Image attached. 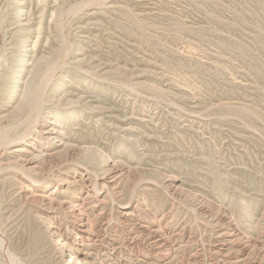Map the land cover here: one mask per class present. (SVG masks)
I'll list each match as a JSON object with an SVG mask.
<instances>
[{
	"label": "rangeland",
	"instance_id": "obj_1",
	"mask_svg": "<svg viewBox=\"0 0 264 264\" xmlns=\"http://www.w3.org/2000/svg\"><path fill=\"white\" fill-rule=\"evenodd\" d=\"M45 122L92 151L45 140L55 157L25 169ZM0 155V264H264V0H0ZM34 179L87 198L93 249Z\"/></svg>",
	"mask_w": 264,
	"mask_h": 264
},
{
	"label": "bare ground",
	"instance_id": "obj_2",
	"mask_svg": "<svg viewBox=\"0 0 264 264\" xmlns=\"http://www.w3.org/2000/svg\"><path fill=\"white\" fill-rule=\"evenodd\" d=\"M42 63H43V61L41 62V60H39L37 63H36V65L38 66V74H39V72H41V70L43 69V66H42ZM51 76V74H49V77ZM48 77V78H49ZM47 78V80L45 79L44 81H43V84H40L38 87L41 89L40 91H38L37 92V94H35V95H33V87H34V85L33 84H31V87L32 88H30V90L28 91V93H26L25 92V94L24 95H26V97H25V99H24V104H22V108L23 109H29V108H31L32 109V112L34 111L33 109H36L37 107H39V104H41L42 103V100H43V97L46 95L45 93H46V86H47V88H48V86H49V83L47 84V82L49 81V79ZM54 86V85H53ZM69 103H73V104H75L74 103V101H68ZM34 113V112H33ZM49 122H45V123H43L42 125H40L39 126V129H38V133H40L39 135L41 136V138L38 140V138H37V140H38V142L36 143L37 145H35V146H39V147H37V148H35V146H33L31 149L32 150H36V151H38L40 154H34L33 156V158L32 159H27L26 161H23L22 163H23V167L25 168V169H31V168H38L39 169V167L41 166H38L39 165V163H40V161H38L40 158H45V162H46V164L47 163H49V160L50 159H52L53 157H55V155H50L49 154V150H51V148H52V145H50V144H48L49 143V141H52V140H54L55 142H59L60 144H62V145H64V147H65V149H67V151H68V155L70 156V155H72V156H75L77 153H84V154H87V153H90L92 150L90 149V148H75L76 146H71V145H65V142H62L63 141V139H64V136H63V134L64 133H62V132H60L59 130H58V128L56 127L57 125H55L56 123H49ZM60 128V127H59ZM38 135V134H37ZM22 140V139H21ZM45 140L46 141H48V143H46L45 142ZM57 140V141H56ZM14 141H8V142H6L5 144L6 145H9V143L11 144V143H13ZM34 144H35V142H33ZM30 146V145H29ZM74 149H78V151L79 152H76V151H74ZM24 153H30L25 147L23 148V149H20V150H15V151H13L11 154H24ZM56 153V152H55ZM0 156H4V155H0ZM2 157H0V158H2ZM3 159H4V157H3ZM9 160V159H8ZM4 161H6L5 159H4ZM10 162V161H9ZM9 162H7L6 164L5 163H3V161H2V163L0 162V164H5L6 166H8V163ZM72 162V161H71ZM68 162H66L65 164H67ZM10 164V163H9ZM12 164H13V162H12ZM50 164H52V163H50ZM64 164V165H65ZM63 165V166H64ZM62 167V164L61 165H51V167H49V168H51V170H53L54 168H55V170H54V172L55 173H57L58 175L57 176H55L56 178H59L61 175H62V173H60L61 172V169L62 168H60V170H56V168L57 167ZM70 165H67V166H65V168H67V167H69ZM77 166V165H76ZM42 167V166H41ZM41 167H40V169H41ZM45 167V166H44ZM115 167V168H114ZM114 167H112V172H111V175H112V177L113 178H116V176H117V166L116 165H114ZM43 168V167H42ZM8 168H6V169H3V170H7ZM44 169V168H43ZM74 170L76 169L77 170V174L75 175V176H78V177H72V180L70 181L71 183H70V187H72V185L74 186V184L76 185V183L79 181V185H80V183L83 185V186H85V188H87V192L89 193H87V196L88 197H91V196H94V198H96V196L98 197L99 196V194L98 195H96L97 193H100V192H104L105 190H106V192H107V190H109V191H111V189L112 188H109L107 185H105L104 183H102L103 185H101V184H95V183H90V181L88 182V181H86V180H82V176L84 175L83 173H87V174H90V172H87V170H81V169H78V168H73ZM109 169H111V168H109ZM109 169H107V170H109ZM42 170V169H41ZM71 170V169H70ZM60 171V172H59ZM5 172V171H4ZM83 172V173H82ZM107 172V171H106ZM105 172V173H106ZM115 173V174H114ZM54 174V173H53ZM52 174V175H53ZM83 174V175H82ZM86 174V175H87ZM55 177H52V178H55ZM45 178V177H44ZM50 179V178H49ZM84 179V178H83ZM54 180V179H53ZM53 180H49V182H47L46 180V183L44 182V181H41V179H34V180H30V186H31V189L30 190H28L27 191V193H28V195L30 196V198L33 200V201H38V202H41V203H44V202H46L47 204V206H50L52 209H54V210H56L57 208L58 209H62V210H67L68 212L66 213L67 214V216H68V218L70 219V222H72L73 223V225L75 226H77L78 227V229H77V232L78 233H76L75 234V237H76V239H77V241L79 240V242L81 243H75V246H81L82 248L83 247H85V248H87L88 247V249L89 248H91V249H93L92 247H90L92 244H86V242H88V241H94V239L93 238H95V236H93L94 235V233L96 232V230H95V227L97 226V223H98V220H95V221H91L90 220V218H89V216H90V213H88V208H89V206H90V204H88L87 203V198L86 199H82V193H80L79 195L80 196H77V197H75L74 199H69V200H64V199H60V198H63V197H58V196H56V194L55 193H51V194H48L47 193V189L46 190H42V189H40V186H46V184L48 185L49 184V186H51L53 183H52V181ZM57 180V179H56ZM82 180V181H81ZM66 182H68V181H66ZM110 182V181H109ZM69 183V182H68ZM68 183H66V184H68ZM37 184V185H36ZM113 185V184H112ZM39 186V187H38ZM116 186H118V185H116ZM91 192V193H90ZM113 192L111 191L110 192V194H109V196H112L113 194H112ZM93 194V195H92ZM112 194V195H111ZM57 201V202H56ZM55 203H57V207H56V209L54 208L55 206H56V204ZM99 203L100 204H102V201H99ZM40 204V203H39ZM96 204V203H95ZM98 204V203H97ZM96 204V205H97ZM42 205V204H41ZM44 205V204H43ZM93 206L91 209H90V211L92 210V211H95L97 208V206ZM46 206V207H47ZM50 209V208H49ZM58 212V211H57ZM96 212V211H95ZM102 212V211H101ZM63 213V212H62ZM123 213V212H122ZM132 213V212H131ZM88 214H89V216H88ZM127 214V213H126ZM93 215H94V212H93ZM133 214H131V216H132ZM127 217V216H126ZM128 219V218H127ZM128 225V224H127ZM136 225V224H135ZM154 225V224H153ZM132 226V225H131ZM173 226V225H172ZM141 227H142V225H141ZM150 227V226H149ZM149 227H147V228H149ZM97 228V227H96ZM58 229V228H57ZM102 229V228H101ZM140 229V228H139ZM150 229V228H149ZM59 231H58V236H59V239L61 238V236H60V233H61V229H58ZM99 230V229H98ZM97 230V231H98ZM107 231V230H106ZM140 231H142V230H140ZM154 231V230H153ZM160 231V230H159ZM57 232V231H56ZM99 232V231H98ZM133 233V232H132ZM142 233H143V231H142ZM63 234V233H62ZM61 234V235H62ZM74 234V232L71 234V235H73ZM98 235V234H97ZM150 235V234H149ZM155 235H157V234H155ZM154 235V236H155ZM4 236V235H3ZM1 234H0V243L2 244V246H4V247H6L4 244H5V242H4V240H3V237ZM141 237V236H140ZM97 238H100V236H98ZM97 238H95V239H97ZM66 239H67V237H66ZM92 241V242H93ZM152 245L151 246H155V248H156V251L157 252H164L165 250H166V248L168 247V245H169V242L166 240V239H164V240H162V238H160V237H158V236H155L154 237V239H152ZM134 242H135V240H134ZM7 243V242H6ZM64 243V242H63ZM90 243V242H89ZM67 244V243H66ZM95 244V243H94ZM6 245H8V244H6ZM59 246H61V248L63 247V245H61L60 243L58 244ZM64 245H65V243H64ZM143 245V244H142ZM66 246V245H65ZM87 246V247H86ZM135 246H137V243H136V245ZM9 247V246H8ZM67 247V246H66ZM102 247V246H101ZM7 248V247H6ZM5 248V249H6ZM4 249V250H5ZM8 249V248H7ZM6 249V250H7ZM68 249V248H67ZM78 249H80V248H78ZM151 249H152V247H151ZM154 249V248H153ZM152 249V250H153ZM175 249V248H174ZM87 250V249H86ZM69 251L71 252V253H74L73 251H72V249H71V247H69ZM5 252V251H4ZM8 252H10L9 250L6 252V254L8 253ZM78 252V251H77ZM84 252H85V249H84ZM89 252H90V250H89ZM97 252V251H96ZM12 253V252H11ZM73 255H76V254H73ZM79 256V255H78ZM84 258H82L81 257V259L82 260H88V258L90 257V256H92V254L90 255V254H87V253H84ZM7 257H9V260L8 261H14L15 262V257H16V255H13V254H10V253H8V256ZM75 257V256H74ZM76 258V260H74L73 262L71 261V263L72 264H86V263H83V261L82 260H80V258H79V260L77 259L78 257H75ZM70 259H73V257L71 256V258ZM17 261V260H16ZM86 262V261H85ZM69 263H70V261H69ZM16 264V263H15ZM68 264V263H67Z\"/></svg>",
	"mask_w": 264,
	"mask_h": 264
}]
</instances>
